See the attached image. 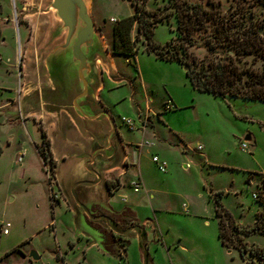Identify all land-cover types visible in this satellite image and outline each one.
<instances>
[{
  "label": "rangeland",
  "instance_id": "374dc122",
  "mask_svg": "<svg viewBox=\"0 0 264 264\" xmlns=\"http://www.w3.org/2000/svg\"><path fill=\"white\" fill-rule=\"evenodd\" d=\"M207 1L87 0L108 54L105 60L100 59L97 64L102 76L100 79L104 81L109 77L117 83L114 84L116 86H106L101 95L104 103H100L105 104L104 97H109L108 101L114 108L113 122L118 131L124 134L136 132L146 139L150 127L144 135L142 130L133 129L137 121L145 127L154 122L158 137H167L171 128L181 135L189 149L184 162L173 152L168 153L174 170L169 178L164 179L165 175L151 159L155 145H140L142 148L136 154V167L121 178L120 183L115 174L109 175L113 188L120 184L119 191L110 195L105 182L92 184L96 180L93 173H98L100 169L98 164L107 159L97 156L94 164L88 166L90 158H85L82 153L85 143L68 138L62 128L54 135L55 146L65 151L69 159L61 167V170L65 167L66 171L62 173L64 180L59 182L46 136L47 124L52 118L45 120L44 117L48 116L40 114L41 118L38 114L26 117L29 101H20V98L18 101L16 95L17 91L23 94L28 90L30 96L34 89L43 90V86L50 82L44 59L53 46L63 41L64 34L52 37L59 20L53 11H47L49 0H0V106L7 102L9 91H14L15 98L13 106L0 109V264H24L23 254L27 256L30 251L53 259L51 250L57 249L56 237L66 247L67 251H63L66 264L70 256L73 264H104L100 249L106 254L108 250L120 256L125 241L105 233L102 246L101 231L97 228L102 224L91 218H88V222L86 211L89 212L94 205L105 208L110 202L114 207L118 206L126 194L129 198L126 206L130 207V203L138 207L136 209H149L144 214L150 212V216H153L151 207L175 209L158 217L161 228L168 225L164 234L175 244L167 253L165 250L163 252V245L158 244L159 252L156 253V250L153 253L155 264H264L248 253L246 258L249 262L245 261L233 247L226 249L221 245L214 202L210 198V195L221 193L219 201L232 221L242 230L252 228L256 214L262 209V200H254L252 195L263 188L264 102L229 96L223 100L194 90L181 64L159 60L155 51L147 49V40L139 30L138 23L131 32L135 55L126 58L112 53L110 30L113 23L132 15L136 4L162 17V21L153 27L152 42L165 45L177 39L175 7L205 5ZM213 1L218 2L226 14L239 8L241 12L249 11L264 22V0ZM94 15H97V22ZM144 16L151 19L148 13ZM113 19H116L115 22H112ZM188 51L198 59L206 53L204 48H189ZM173 97L178 104L186 103V107L178 105ZM113 99L117 102L114 103ZM169 101L171 105L167 108ZM36 108L37 105L32 102L30 109ZM139 111L142 116L137 120ZM124 119H130L132 126L126 124ZM103 123L108 126V119ZM108 132L102 135L104 140ZM247 134H250L252 141L244 139ZM33 143L45 165L41 163ZM241 143H246L247 149H242ZM197 145L203 147L199 153L197 149V153L193 151ZM113 146L116 149L113 157L117 160L123 156V152L116 138L113 139ZM127 151L130 153L129 149ZM21 153L24 154L23 161H19ZM186 164L187 168L184 169L183 165ZM47 169L50 170V178ZM139 174L146 182V188L154 193L155 200H151V203L146 196L134 194L127 181L129 177L132 180L139 177ZM186 206L189 213H185ZM68 209H75L77 217L74 218ZM52 218L55 219L56 232L50 226ZM133 224L130 222L127 226L133 228ZM4 230H7L6 234ZM239 235L250 247L264 246V235L259 232H241ZM130 242L133 245L135 240L131 239ZM177 243L181 248L177 247ZM18 245L19 249H16ZM86 248H91L88 253ZM131 249L128 248L124 264H142L140 256ZM147 249V243H144L142 251L145 256L149 253ZM111 261L110 264H118L116 257Z\"/></svg>",
  "mask_w": 264,
  "mask_h": 264
},
{
  "label": "crops",
  "instance_id": "0c3cea01",
  "mask_svg": "<svg viewBox=\"0 0 264 264\" xmlns=\"http://www.w3.org/2000/svg\"><path fill=\"white\" fill-rule=\"evenodd\" d=\"M93 17H94L95 21L97 22V15L96 16L94 15ZM115 20L116 19H113L112 22H115ZM101 21H103V19ZM110 31H111L110 34L112 36V30H110ZM100 40H101V38H100ZM103 47L105 49L104 45H103ZM107 55L108 54H107L106 49H105L104 57L98 58L96 61V68H97V72H98V83H97V85H95L93 87V95H94L95 99H93V100L91 99L89 103H90L94 112L107 110L106 112L109 113L111 119L113 120L114 108H112V106L110 105V103L108 101L109 97L108 96L104 97L106 100V103L102 105L101 103H104V101L101 99V95L104 92L106 86H110L112 84L114 85L117 83L113 82L109 77L107 78V80L102 81V79H100L102 76L100 77L99 67L97 65L98 62L100 61V59L105 60ZM140 74L142 76V80L144 81V74H143L142 68H140ZM114 86H116V85H114ZM13 92L9 91V96L6 97L7 102L4 103L3 105H1L0 109H2L4 107H8V106H13L15 104V98H14ZM17 92L18 93L16 95H17L18 101H19V98H20V101H21V99L29 101V105H28V108L26 111V117L27 116H36L38 114V117L40 115L48 116V117H44L45 120H50V118H52V120L47 124L48 129L46 130V136L50 142L49 143L50 155H51V157H52V159L56 165L55 171H56V176L59 179V182L64 180L62 173H64L66 171L65 167L62 168L63 170H61V167L69 159L67 157V155L65 154V151H62L60 148L55 146L54 135L57 134L58 132H61V128H62V132L64 134H66L68 138L75 139L76 141H83L85 143V146L82 150V153L85 155V158L89 159L91 157V155L97 151L93 157V161L91 163L87 162L88 166L91 164L92 165L94 164L95 157H97V156L100 158L104 156L105 159H107L104 162L98 161V163L101 162L98 164L99 168L101 170L99 169L98 173L97 172L93 173L95 175L94 178L96 180L92 184H97L101 181L105 182V184L108 187V191H109L110 195H113L119 191L120 184L118 187L113 188L111 181H109V175L111 173L115 174L118 182L120 183L121 178L126 177L129 173V171L132 168L136 167V164H137L136 159H138V155H136V154H138V152H140V150L142 148V147H140V145L141 146L142 145L143 146L155 145L156 150H155V153H153L152 157L157 156L160 161H164L166 163V171L165 172H161L158 169L162 174L165 175V176H163L164 179L169 178L171 176L172 171L174 170V167L171 166L172 160L168 156L169 152H173V154H175V156L177 158H180L181 160H183V162L185 161L184 157H185V154L187 153V151L189 150L188 146L184 142L181 135L178 134V132L173 131L171 128L169 129V133H168L167 137L162 139L160 136L158 137V133H157L158 129L156 130V127L154 126V122H152V124L150 126L145 127L142 125V123H139L137 121L133 131L142 130L143 131L142 134L144 135V132L148 131V127L151 128V131L148 135V138L144 139L142 137H139L138 133H136V132H127L126 134H124L123 132H121V130L118 131L117 125H116V123H114L115 127H116V132H115V136L112 138L111 147H108L104 151H102V149H104L106 147V139H107L106 138L104 140L102 135H105L108 131H110V126H109V124H108V126L104 125L103 122H104L105 118L102 120L91 121V120H87V119H84L82 117H79L73 111V109L69 107V102H70L69 99L70 100L72 99V97L74 96V93L71 92V94L68 97V100L60 99L55 94V88L51 85V82H49L47 85L43 86V90L41 88L34 89L33 93L30 96H28L29 95L28 90L26 92H24L23 94H20L21 92H19V91H17ZM111 95H113V94H111ZM113 98H114V96H113ZM173 98H174V100L176 99L175 97H173ZM170 99L174 103L172 98H170ZM100 101H101V103H100ZM113 101H114V103L117 102L115 99H113ZM176 101H177V99L175 100V102ZM32 102H34L35 105H37V108L35 110L30 109ZM176 103L178 104V101ZM147 105L148 104L146 103V109L148 110ZM178 105H181V107L184 105V107H186L187 104L183 103V104H178ZM137 108H138V106H137ZM140 115L142 116L141 112L139 111L138 115H137L138 116L137 120H139ZM152 116H153V114H152ZM40 118H41V116H40ZM95 122H98V123H95ZM27 135H28V133H27ZM247 137L249 138L248 140H246ZM114 138H116L117 145L120 149H122V152H123V156L118 158L117 159L118 161L113 157L115 155V152H116V149L113 146V139ZM137 139H140V141H138ZM244 139L246 141H252L250 134H247ZM57 140H59V139H57ZM145 140H148V142ZM157 142H160V143H157ZM33 146H34V150L37 152L35 143H33ZM127 149L130 150V153H128ZM195 149H196V147L193 150L194 152H196ZM202 149H203V147H202ZM199 152H201V151H198V153ZM21 155L22 156H21L19 161H21V160L23 161L22 157L24 154L21 153ZM37 155L39 156L38 152H37ZM39 159H40L41 163H43V165H45V163L42 162L40 156H39ZM60 159H62V161H60ZM105 165H107V166H105ZM187 165L188 164L183 165V168L186 169ZM168 167H169V169H168ZM121 168H124V170H122ZM139 177L136 176V178H134L133 180L131 177H129V180L127 179L131 189H132L131 182L134 180H140L141 179L140 174H139ZM140 181H142V179ZM141 183H142V187H141L140 191L134 192L133 189H132V191L134 194H138L139 196H146L147 200L151 203V200H155L154 193L150 192L148 187L146 188V186H145L146 182L144 183L142 181ZM127 196H128V194H126V196H124V198H123L122 203H124V205H121L122 204L121 203L120 205H118V206L116 205L114 207L112 205V202H110V204H107V207H105V208L101 207L99 205H94L92 207V209L89 210V212L86 211V214H87L86 217H87L88 222H89L88 218H91V219L97 221L99 224L100 223L102 224V226L98 225V227H97L101 231L102 246H103V242H104L103 241V235H105V233L110 234L111 237L114 236L115 238H118L119 240L121 239V241H125L124 247L120 251V253H121L120 256L119 255L116 256V254L108 252V250H106V252H107V254H106L103 252L102 249H100V254H101L100 256H102V258L104 260V264H110L112 262L111 260H114L115 257L118 258V264H124L126 262L125 258L128 257V251H129L128 248L131 247L132 248L131 250H133V252L135 251L136 254L140 256L142 264H155V256L153 253L156 250H157L156 253L159 252L158 251V244L163 245L162 250H163V252L165 250L166 253H167V250L169 248H171L172 245L175 244L174 240H168L167 236L164 234V230L165 231L168 230L167 229L168 225L161 228V226L158 223V217H161L163 215H167L168 213H170V211L175 210V209H154L153 207H151L150 210H151L153 216H150L151 215L150 212L148 214L147 213L144 214L145 211L147 210V212H148L149 209H136L138 207H136V206L134 207L130 203L128 204L130 207L126 206L125 204L127 203V201H129V198ZM185 208H186L185 213H187V212L189 213L187 206ZM68 210H69L70 214L72 216H74V218L77 217V211L75 209H68ZM123 212L128 213V217H131V218H129L130 222H133L134 223L133 226H135V227L132 228V226H131V228H129L127 225H129L130 223L122 224L120 221H116L113 219V217H112L113 215H117V217H118ZM147 216H150V217L147 218ZM52 220H53V222L51 223L50 226L54 230V232H56L57 226L54 223L55 219L52 218ZM204 223L207 224V221H204ZM50 226H48V227H50ZM103 229H105V230H103ZM131 239L135 240V243L133 245H131L132 244L130 242ZM55 243L57 245V249L55 250V248H53L54 250H51V253L53 254L55 259L54 258L52 259L49 256H43V255L39 254V252H36L38 255V260H31L30 258H28V255L25 256V254H23V256H24L23 259H25V261L23 263L25 264L27 262L28 264H46V263H48V264H66L67 260L65 259L66 257H64L65 254L63 253V251H65V252L67 251L65 245L62 244L61 241L57 237L55 238ZM144 243H147V248H148L147 252H149L148 255L150 254L149 255V261H148V255L145 256L144 252L142 251ZM20 245H21V248L19 249ZM20 245H18L16 247V249L18 248L21 251L22 244H20ZM90 245L96 248V246H94V244H90ZM176 245H177V247L179 246L181 248L179 243H177ZM153 246H155V247H153ZM101 248H104V247H101ZM89 250H88V248H86L85 251L87 252ZM151 250H152V253H151ZM59 255H61L62 261H61ZM73 261L71 260V256H70V258L68 259V264H73ZM86 261H88V259ZM78 263H81V262H78Z\"/></svg>",
  "mask_w": 264,
  "mask_h": 264
},
{
  "label": "trees",
  "instance_id": "16d2710c",
  "mask_svg": "<svg viewBox=\"0 0 264 264\" xmlns=\"http://www.w3.org/2000/svg\"><path fill=\"white\" fill-rule=\"evenodd\" d=\"M241 11L234 8L226 14L213 0L205 5L176 6L177 39L157 45L152 42V31L162 17L136 4L132 15L117 20L112 26V53L126 58L135 55L131 32L138 23L147 40V49L155 51L159 60L181 64L194 90L223 100L229 96L264 102V22L249 11ZM146 13L150 20L144 16ZM189 48H204L206 53L198 59L189 53ZM261 184L264 189V174ZM220 194L210 195V198L214 202L221 245L226 249L233 247L245 261H248V253L264 262V246L250 247L239 235L251 231L264 235V199L252 228L242 230L223 208ZM112 217L122 224L130 223L131 218L127 212Z\"/></svg>",
  "mask_w": 264,
  "mask_h": 264
},
{
  "label": "water",
  "instance_id": "95a60500",
  "mask_svg": "<svg viewBox=\"0 0 264 264\" xmlns=\"http://www.w3.org/2000/svg\"><path fill=\"white\" fill-rule=\"evenodd\" d=\"M47 11H53L59 20L52 37L64 34L63 41L53 46L44 59L48 79L60 99L68 100L71 92L74 93L72 99H69V107L79 117L91 121L108 119L110 131L106 147L102 149L104 151L111 147L116 127L108 112H94L89 103V99H95L93 87L98 83L96 61L104 57L105 49L87 0H49ZM96 152L91 155L89 163L93 161ZM28 258L38 260V255L30 251Z\"/></svg>",
  "mask_w": 264,
  "mask_h": 264
},
{
  "label": "built area",
  "instance_id": "2783aa9c",
  "mask_svg": "<svg viewBox=\"0 0 264 264\" xmlns=\"http://www.w3.org/2000/svg\"><path fill=\"white\" fill-rule=\"evenodd\" d=\"M1 60L2 59L0 58V61ZM170 105H171V102L169 101V103L167 102V106L166 107L168 108ZM124 121H125L126 124H131L129 126H132L133 122L130 119H124ZM240 147L242 149H247V144L246 143H241ZM196 149L198 151H201L202 150V146L201 145H197ZM19 160H20V158H19ZM152 161L156 164V166L158 167V169L161 172H165L166 163L164 161H160L157 156L152 157ZM46 173L49 174L48 176L50 178V170L47 169ZM131 186H132V189H133L134 192H138V191H140L142 184H141L140 180H137V181H132L131 182ZM252 197H253L254 200H262V199H264V189L261 188L260 191L258 193L253 194ZM3 233H7V230H4ZM59 257H60V259L62 258L61 255H59ZM61 261H62V259H61ZM46 264H48V263H46Z\"/></svg>",
  "mask_w": 264,
  "mask_h": 264
}]
</instances>
